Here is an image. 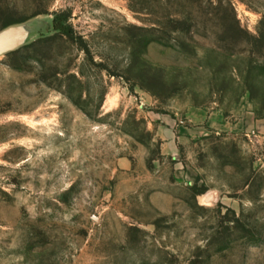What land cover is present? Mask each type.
<instances>
[{
	"label": "rangeland",
	"instance_id": "rangeland-1",
	"mask_svg": "<svg viewBox=\"0 0 264 264\" xmlns=\"http://www.w3.org/2000/svg\"><path fill=\"white\" fill-rule=\"evenodd\" d=\"M8 29L0 264H264V0H0Z\"/></svg>",
	"mask_w": 264,
	"mask_h": 264
},
{
	"label": "water",
	"instance_id": "water-1",
	"mask_svg": "<svg viewBox=\"0 0 264 264\" xmlns=\"http://www.w3.org/2000/svg\"><path fill=\"white\" fill-rule=\"evenodd\" d=\"M11 34L12 31H9L0 35V53H6L15 49L13 44L7 43L12 36Z\"/></svg>",
	"mask_w": 264,
	"mask_h": 264
},
{
	"label": "crops",
	"instance_id": "crops-1",
	"mask_svg": "<svg viewBox=\"0 0 264 264\" xmlns=\"http://www.w3.org/2000/svg\"><path fill=\"white\" fill-rule=\"evenodd\" d=\"M9 31H12V34H11L12 36L10 37V40H8L7 43L13 44L14 48L19 46L22 40L27 37V34H23V33H20L19 31L12 30V29L5 30L4 32L0 33V35L3 33L9 32Z\"/></svg>",
	"mask_w": 264,
	"mask_h": 264
},
{
	"label": "trees",
	"instance_id": "trees-1",
	"mask_svg": "<svg viewBox=\"0 0 264 264\" xmlns=\"http://www.w3.org/2000/svg\"><path fill=\"white\" fill-rule=\"evenodd\" d=\"M25 21H26V20L10 22L9 24L5 25L4 28H8V27L11 26V25H15V24L23 23V22H25ZM59 27H60L59 25L56 26V30H58Z\"/></svg>",
	"mask_w": 264,
	"mask_h": 264
}]
</instances>
